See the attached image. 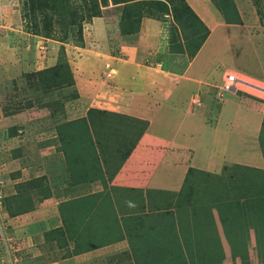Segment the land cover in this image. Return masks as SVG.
<instances>
[{
  "label": "rangeland",
  "instance_id": "374dc122",
  "mask_svg": "<svg viewBox=\"0 0 264 264\" xmlns=\"http://www.w3.org/2000/svg\"><path fill=\"white\" fill-rule=\"evenodd\" d=\"M95 1L99 13L97 17L89 16V9L92 6L90 0H0V264H72L71 262L64 263L63 260H67L65 259L68 252L66 247L72 246L77 230L75 233H70L68 229L62 236H58L55 230L51 231V227L56 225L55 222L44 225L45 217H50L51 213L56 215L58 208L56 203H46L45 205L51 206V212L44 211L48 207L42 204L38 205L40 198H36V188L40 184L41 187L46 186L48 188L49 186L54 189L55 174H62L61 170H58L60 167L58 163L61 162L56 137L59 127L65 123L66 119L70 121L86 113H91L88 110L89 106L99 105V99L107 98V89H111L110 86L115 84L112 83V79L115 74L113 66H115L116 60L109 59L108 62L103 63L101 60L107 57L101 55L103 54L99 51L101 45L97 43L96 46L94 42L99 40L100 34L107 27L113 28L120 34H131L144 18L149 17L157 20L159 16L158 6L154 5H145L142 11L135 12L136 5L134 3L137 0L122 3L119 2L123 0ZM224 1L227 2L228 8L234 6L239 22L234 21L242 25V34L239 32L236 35L239 40L231 35L233 36L232 40H228L230 43L227 40H221L216 41L217 47L215 43L211 45L213 50L223 45L222 51L225 52L224 49L231 44L229 47L230 59L226 60L225 63L222 62V59L215 60L212 66H215L218 76L214 78L212 75L214 72H212L211 79L214 78L215 84L220 85V75L223 70H230V65L234 70H241L253 76L249 78L231 74L238 77L241 83L236 84L234 91H230L231 93L222 90L217 92L218 95L221 93L220 97L225 96L224 94H235L243 107L242 121L253 124L250 125L251 129L248 125L245 127L241 122L242 127L238 129V134L230 137L235 138L231 139L230 142L241 139L245 144L246 138L249 143V154L257 155L259 149L254 148V145H257V139L254 138L252 143L251 138L254 136L257 138L256 132L259 130V122L257 123L255 112L259 114V117H262L264 109V0ZM105 2L106 6L102 7ZM217 2L224 4L222 0ZM170 3L173 8L176 6V0H170ZM211 5L213 6V4ZM232 15L230 14V17L234 18ZM164 24L165 32L159 40L156 61L159 66H163L168 60L172 61L170 62L172 67L177 62L184 67L185 60L188 58L182 57V54L187 56L188 54L175 51L179 50V47L184 48L187 44L189 41V38H186L187 33L181 30V26L177 30L172 25L167 26L165 22ZM246 31L252 39V50L251 45L248 46L250 42L243 38ZM224 33L227 32L224 31ZM172 47L174 48L172 49ZM211 52L208 49L207 52L204 50L203 54L196 59L194 67L196 70L199 68L201 72L204 71L212 60L208 56V53L211 54ZM97 87H102L97 94L99 99L92 103ZM111 90L113 92V89ZM215 102L217 103V101ZM248 108L250 110H247ZM231 112L232 109L225 111V119L218 128V134L213 136L215 145H212L216 150L212 162L205 161L204 151H207V145L204 143V149L198 148L200 155L197 160L200 163L205 161V164L214 167L213 164L218 161L216 155H220L221 159L222 146L227 142L229 134H223L224 128H227L223 126V123L224 121L226 124L231 123ZM238 117H240L239 114ZM109 120L116 119L109 116ZM116 121L119 122V120ZM63 127L66 130V125ZM114 133L111 132V135ZM208 134H210L208 130H205L202 136ZM194 137L198 138V135L195 134ZM33 154H37V157L30 158ZM238 154L235 150H228L225 157L229 160L252 163L247 149L242 148V152ZM18 156L25 158L20 163L22 168H26V164H38L33 166L34 170L23 171L20 176L21 172L18 166L12 162V159ZM230 165L224 166L232 169ZM43 166L45 168H42ZM200 166L205 167L206 165ZM261 167L264 168L263 162ZM80 169L83 170L85 167L82 166ZM218 174L228 180L227 172L220 170ZM18 176L20 182L30 176L29 181H24L26 184L24 183L22 189L17 182H12V178H18ZM33 176L37 178H32ZM43 176L49 179V181L47 180L50 182L49 185L44 182L45 177L43 178ZM202 178L203 176L197 173L190 175L185 186V203L179 209L183 218L187 219L182 227L183 232L189 233L188 244L192 250L197 249L193 238L197 232V226L191 225L193 224L191 220L193 213L198 206H203L205 203L212 205L217 198L216 195L206 196L203 183H200ZM231 178L233 179V177ZM228 186H231L230 183H227ZM232 187H234L233 184ZM232 195L234 193L229 191L221 202L227 200V197H232ZM27 197L33 203L32 210L24 215L9 216L2 202L9 206L14 205L18 199L28 200ZM138 197L136 196V198ZM154 198V194L148 195V199L153 200V202ZM165 198L167 197H162V199ZM24 199L21 202H25ZM106 203V199L102 198L93 208H87V211L88 209L93 211V216L89 215L86 221L80 220L81 224L82 222L89 223L90 219L95 222L100 218L103 220L100 222L104 224L103 222L106 221V217L103 215L105 209H101L105 208ZM121 204H119L120 207ZM167 205L165 204L163 207H167ZM106 210L108 213L111 212L110 205L107 206ZM34 212L40 213L42 217H35ZM214 212L217 239L222 251L219 264H240L236 254L239 253L238 247L237 245L232 248L228 246L225 241L226 233L218 223ZM44 214H46L45 217ZM114 216L115 214L113 218ZM55 219L58 221L57 217ZM142 219L141 216L140 226L137 228L138 231H135L138 235H135V232L131 230L125 234L127 237H132L133 241L140 239L141 242L142 238L149 233L142 224ZM90 225L92 226L93 223L87 225L86 229ZM44 228L48 229L45 230ZM94 234L102 237H105L104 234L106 235L104 231L100 232L99 229ZM112 235H118V230H115ZM244 236L246 243L244 250L248 264H264V245L260 247L256 245L251 227L247 228ZM121 237L122 234L119 238ZM66 242H68L67 245ZM105 257H93L91 260L89 258L88 263L81 262V264H107L108 259ZM116 261L112 262L116 264Z\"/></svg>",
  "mask_w": 264,
  "mask_h": 264
},
{
  "label": "crops",
  "instance_id": "0c3cea01",
  "mask_svg": "<svg viewBox=\"0 0 264 264\" xmlns=\"http://www.w3.org/2000/svg\"><path fill=\"white\" fill-rule=\"evenodd\" d=\"M157 1L165 3L168 11L161 12L157 20L149 17L144 18L131 34H120L113 28L107 27L100 34L99 40L94 42L96 46L97 43L101 45L99 51L103 54H100L107 57L101 60L103 63L108 62L109 59L116 60L115 66H113L115 74L112 79V83L115 84L110 86L113 92L111 89H107V98L100 100L97 94L102 87H97L92 103L99 99V105H91L88 109L91 113H86L79 118L77 117L78 119L70 121L66 119L63 123L65 125L71 121H79L81 129L79 134L82 133L81 135L85 137L88 134L91 146L85 150L80 148L74 154H67L68 147L59 145L57 138L61 161L58 163L61 169L59 167L58 170H61L62 174H55L54 189L48 186L49 196L40 200L38 205L47 206L48 209L44 211L51 212V206L45 205L46 203H56L58 208L59 204L86 198L87 204L84 210L89 217V215L93 216V211L86 209L93 208L102 198L106 199L105 208L101 209H105L103 214L106 217L105 224L100 222L103 221L101 218L95 222L90 219L89 223L81 224L76 230L82 229L80 230L81 233H97V229H99L100 232L104 231L111 235L107 239L109 241L107 244L96 248L79 250L74 244L69 248L66 247L68 252L65 259L67 260H63L64 263H88L89 258L91 260L93 257L106 256L107 264H114L112 261L115 260H117L116 264H136L135 260L138 258H152L158 250H163L161 245L150 244L146 237L142 238L141 242L140 239L133 241L132 237H127L125 234L130 230L138 231L141 216L143 217L142 224L147 229V225L153 216L164 211L169 213L172 211L170 207H163L165 204L163 202L166 200L165 202L168 201L167 204L170 203L171 205L174 201L175 195L182 186L187 169L218 174L226 164L262 168L260 153L257 155L249 154V143L246 138V145L241 139L230 142L231 139H235L230 137L238 134V129L242 127L241 122L245 127L253 125L247 121H242L243 107L238 102V97L235 94H224L225 96L222 97H220L221 93L218 95L223 85L224 73L234 74L238 77L252 78L253 76L241 70H234L230 65V70L222 71L219 78L220 85H216L213 80L218 76V73L212 64L215 63V60L222 59V62L225 63L226 60L230 59L229 47L231 44L224 49L225 52L222 51L223 45L216 50H213L211 45L215 43L217 47L216 41L221 40L228 42L229 39L232 40L233 36L231 35L239 40L236 35L239 32L242 34V25L238 24L239 21L235 24H227L208 0H184L200 24L207 30V35L192 57L182 54V57L188 58L185 60L184 67L180 66L178 62L172 67L170 65L172 61L168 60L163 66H159L156 61L158 58L157 50L159 40L165 32L164 22L167 23V26L172 25L177 30H179V24L173 20L167 2L164 0ZM243 38L250 42L248 46L251 45L252 50V39L247 31ZM207 49L210 52L213 50L211 54L208 53L212 60L201 72L198 67L197 70L194 68L195 62L204 50L207 52ZM255 59L257 60V58ZM212 72L214 73L212 74ZM211 74L214 76L213 79H211ZM238 77L235 78L238 79ZM227 109H232L231 123L226 124L225 121L223 123V126L227 127H223V134L229 133L228 140L222 146L221 159L220 155H216L218 161L213 164L214 167H211L204 162L209 161L211 163L212 158H214L213 154L216 149L213 146L215 145L213 136L218 134V128L225 119L224 114ZM255 113L257 123L259 122L260 125L261 117L257 112ZM109 116L115 117L119 122L109 120ZM250 128L252 129V127ZM205 130H208L210 134L202 136ZM111 132L115 133L111 135ZM257 133L258 130L256 135ZM195 134L198 135V138L194 137ZM254 138L256 139L255 136L251 138L252 143ZM204 143L207 145V151H204L206 159L201 161L204 163L201 164L197 160L200 155L198 148L204 149ZM254 146L258 149L257 145ZM242 148L247 149L252 163L247 164L225 157L226 151L235 150L238 154L242 152ZM36 155L33 154L30 158H36ZM23 159L25 158L22 156L12 159V162L18 166L21 172L20 176L23 171L34 170L33 166L38 164L30 163L26 164V168H22L20 163ZM69 164L83 166L85 169L81 170L77 167L78 169L74 171L72 176L68 172ZM32 178L37 177L33 176ZM29 180L30 176L21 182ZM47 180L49 181L45 177L44 182L49 185L50 182ZM13 181L21 183L19 176L12 178ZM152 194L155 195L154 202L148 199V195ZM136 196L139 197L136 198ZM163 196L167 198L162 199ZM169 198L170 200H168ZM120 203H122L121 207L119 206ZM108 205L111 208L109 213L106 210ZM34 214H36L35 217H42L40 213L34 212ZM83 216L85 215L83 214ZM45 219L43 220L44 225L45 223H56L51 227V231L62 228L58 211L56 215L51 213L50 217H45ZM114 221L118 233L122 234L121 238H119L120 235H112L116 230ZM91 222L93 225L86 229L87 226L85 225H89ZM135 235L138 234L135 232ZM67 244L68 242H66Z\"/></svg>",
  "mask_w": 264,
  "mask_h": 264
},
{
  "label": "trees",
  "instance_id": "16d2710c",
  "mask_svg": "<svg viewBox=\"0 0 264 264\" xmlns=\"http://www.w3.org/2000/svg\"><path fill=\"white\" fill-rule=\"evenodd\" d=\"M126 1L129 0H123L119 3ZM164 1L170 6V13L173 20L181 26V30L186 31V38H189L184 48L179 47V50L175 52L187 53L188 57H192L204 41L207 30L200 24L184 0H176V6H174V8L171 6L170 0ZM208 1L213 4L215 7L214 10L216 9L219 12V15L227 24H235L236 21H238L233 5L228 8L227 2L224 0H222L224 3L223 5L221 3L218 4V0ZM90 2L92 6L89 9V16L97 17L99 14L97 3L95 0H90ZM134 4L136 5L135 12L142 11L145 5L158 6V15H160L161 12H168L166 4L157 0L137 1ZM105 6L106 2L102 7ZM230 14H233L234 16H232L235 19L231 18ZM173 48L174 47H172V49ZM65 125L66 130H64V125L61 126V130L57 132V138L59 145L68 147L66 151L67 154H74L80 150V148L85 150V148L87 149L91 146L89 135L87 134L85 137L81 135L82 133L79 134L81 132L79 121H71ZM256 139L264 166V109ZM230 166L232 169H228L230 167L227 166L221 168L223 172L228 173V180L222 178L219 174L187 169L182 186L175 195L174 201H172L171 205L170 203L167 205V207L172 208V211L170 213L164 211L160 214H156L147 225L149 233L146 235V240L152 245H161L163 250H158L156 255L152 258L146 257L136 259V264H219L222 258V251L217 239L218 236L214 221L215 217L213 215L214 211L218 223L223 227L226 233L225 241L228 243V246L232 248L234 245H237L239 253L236 254L240 260V264H248L247 255L244 250L246 245L244 242V234L247 228L251 227L253 230L256 245L259 247L264 245V168H254L239 164H231ZM77 167L80 169L79 165H68V172L70 175L73 176L74 171L78 169ZM193 173L203 176L200 183H203L206 196H217L212 205L205 203L203 206H198L191 218L193 221L191 225L194 226L195 224V226H197V232L193 236L197 246L196 250H192L188 244L189 233L186 234L183 232L184 230L182 227L187 219H184L179 211L185 203V186L187 180ZM231 177H233V179ZM24 183L25 182L18 183L19 187H21L20 189H22ZM227 183H230L231 186L227 187ZM232 184L234 187H232ZM43 187L39 184V187L36 188V198H40V200L47 198L50 194L49 189L46 186ZM229 191L233 192L234 195H232V197H227V200L225 199L221 202L222 198H225ZM19 192L21 193V191ZM27 198L28 200L22 198L25 202H21L22 200L17 198L18 201H16L14 205L9 206H6V204L2 202L3 207L8 212L9 216L27 213L33 208L32 201L29 197ZM165 201L163 203L167 204L168 201ZM86 204V198L59 204L58 214L62 223V228L54 229L58 233V236H62L68 229L70 233H75L76 229L81 225L80 220H87V213L84 210ZM83 214L85 216H83ZM103 223L105 224V222ZM116 230H118L117 226ZM118 235H120V233H118ZM104 236L106 238L94 233H81L80 231H76L73 244L76 248H79V250L96 248L109 242L107 240L109 239V234L106 232Z\"/></svg>",
  "mask_w": 264,
  "mask_h": 264
},
{
  "label": "built area",
  "instance_id": "2783aa9c",
  "mask_svg": "<svg viewBox=\"0 0 264 264\" xmlns=\"http://www.w3.org/2000/svg\"><path fill=\"white\" fill-rule=\"evenodd\" d=\"M224 84L221 87L222 91L230 92L235 89L236 84H240L241 81L236 79L233 75L224 74Z\"/></svg>",
  "mask_w": 264,
  "mask_h": 264
},
{
  "label": "clouds",
  "instance_id": "9594fccd",
  "mask_svg": "<svg viewBox=\"0 0 264 264\" xmlns=\"http://www.w3.org/2000/svg\"><path fill=\"white\" fill-rule=\"evenodd\" d=\"M234 90H232V92H233ZM231 93V92H230Z\"/></svg>",
  "mask_w": 264,
  "mask_h": 264
}]
</instances>
